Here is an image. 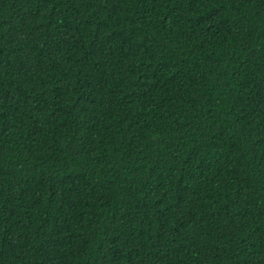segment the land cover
Returning <instances> with one entry per match:
<instances>
[{"label": "trees", "instance_id": "16d2710c", "mask_svg": "<svg viewBox=\"0 0 264 264\" xmlns=\"http://www.w3.org/2000/svg\"><path fill=\"white\" fill-rule=\"evenodd\" d=\"M0 264H264V0H0Z\"/></svg>", "mask_w": 264, "mask_h": 264}]
</instances>
